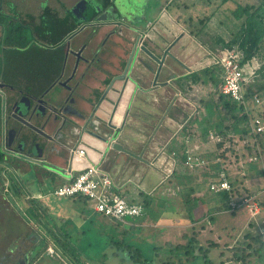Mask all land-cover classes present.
<instances>
[{
    "label": "crops",
    "instance_id": "crops-1",
    "mask_svg": "<svg viewBox=\"0 0 264 264\" xmlns=\"http://www.w3.org/2000/svg\"><path fill=\"white\" fill-rule=\"evenodd\" d=\"M5 1L8 10L2 9L4 12L22 22L36 25L45 4L58 17L65 18L80 0H35V7L31 3L24 5L25 0ZM262 1L142 0L132 17H126L128 11L125 10L133 6L132 0H110L106 6L102 0H96L93 8L97 13L91 18H87L90 11L85 9L86 5L80 8L77 14L80 22L73 33L57 38L48 47L63 49L56 54L57 71L62 66L65 42H69L70 49L80 50L86 58L88 68L83 76L78 75L77 86L70 94L74 97L73 106L85 111H88L92 88L104 87L112 75L122 71L137 33L141 32L140 43L158 56L175 40L170 47L172 56L165 57L156 78V62L140 51L131 68L130 79L120 81L122 88L125 86L112 120L118 128L115 138L135 155L110 147L98 153L86 146V154L77 160L78 168L95 160L111 178L113 191L128 201L143 204V215L164 216L175 201L178 208V201L184 200L186 189L196 188L202 184V180L207 185L202 174H191L183 164L185 137H190L188 147L201 151L207 157L203 143L212 141L209 135L217 131L223 113L215 106L216 95L212 93L215 88L211 82L190 84L182 80L180 83L184 90L178 86V79L213 65L209 63L210 50L207 45L191 34L182 20L211 12H230V9L239 5L256 7ZM197 2L203 12L207 5L213 9L201 16L188 14ZM21 5L26 8L20 9ZM213 24L210 23L204 37L216 31L217 26ZM74 61V55L68 54L65 71L71 70ZM253 63L255 68L251 69ZM79 64L80 68L85 67L83 58ZM257 67L256 61L244 65L246 72L254 71ZM57 91L60 99H64L68 93L62 86H58ZM209 103L214 107L209 109ZM214 110H217L218 116ZM47 131H54L53 124L48 126ZM172 157L175 159L173 173L165 178L159 165H169ZM155 158L158 164L151 165L150 160ZM1 166H4L9 176L0 170V264H47L46 255L85 254L82 248L93 244L91 231L95 227L94 223L96 227L104 223L108 228L110 223L116 222L94 212L91 203L84 197H63L52 193L56 186L70 181L79 169H74L70 177L65 171L64 175H55L49 181L44 170L36 167L34 170L29 169L25 161L15 160L12 164L1 163ZM49 195H53L54 199L48 198ZM192 196L196 198L198 193ZM207 201L215 206L211 199ZM161 207H164L163 210ZM176 208L169 209L174 218L158 219L153 223L167 226L171 222L173 227L178 226L173 221H179L180 218ZM128 226L135 230L136 227L141 228L140 223L132 221H128ZM96 227L94 231H97ZM71 231L78 234L75 243L63 240L71 236ZM80 237L85 239L80 240ZM48 247L52 248V253L47 251ZM75 264H86L85 258L84 263L77 258Z\"/></svg>",
    "mask_w": 264,
    "mask_h": 264
},
{
    "label": "trees",
    "instance_id": "trees-1",
    "mask_svg": "<svg viewBox=\"0 0 264 264\" xmlns=\"http://www.w3.org/2000/svg\"><path fill=\"white\" fill-rule=\"evenodd\" d=\"M95 1L80 0L72 10L68 11L65 18L58 17L52 8L45 4L39 15L38 24L34 26V31L29 26H24L21 20L4 12L0 8V45L9 47L8 53L19 54L23 48H26L34 40L36 35H46L56 39L67 34H72L74 28L80 22L77 19L80 8L83 9L86 5L87 8L85 9L90 11V15L87 18L96 15L97 12L93 8ZM102 3L106 6L110 3V0H102ZM262 6H264V1L256 7L253 5L236 6L230 9V12L219 14L220 18L216 22L213 20L214 12L204 14L197 18L189 16L187 19L182 20L187 25L191 34L197 36L206 44L210 52L217 53L225 48L234 49L237 52L236 57L240 66L250 64L252 61L258 63V67L255 69L252 77L243 85L246 104L233 101L228 95L222 94L217 89L218 83L222 80V71L218 65L205 66L200 71L191 72L187 76L177 80L178 86L182 90H184L180 83L182 80L189 81L190 84L206 81L211 82L215 88L213 91L216 95L215 106L217 109H221L223 113L222 117H220L221 122L216 127L217 131L213 135L214 138H211L215 143V150L211 155L208 154L207 157L198 153L207 162L194 169L197 173H200V176L201 174L204 176V181L207 182L209 191L210 181L217 180L219 178L218 170L223 169L229 188L216 192L211 191L212 195L207 198L214 202L216 212L220 210L235 211L239 206H233L232 202L237 204L241 202L244 196H252L253 191L248 190L243 183L247 176L246 164L248 162L242 163L240 160L254 155L263 157L264 160V131L253 132L250 128V122L254 117L257 116L264 119V109L260 111L253 108V106L259 105L255 103L254 96H259L264 100V8ZM177 18L180 19V16ZM211 22H214L213 25L217 26V29L212 35L208 34L204 37L208 33L207 29ZM26 29L30 35L26 33ZM60 50L63 51L62 47H58L51 52L54 53V58H50V64L52 61L55 62L56 54ZM250 102L252 103L251 107L247 106V103L250 104ZM240 140L244 141V151H240L237 147L236 141ZM3 155L4 153L0 145V161L3 159ZM256 162L264 179V167L260 160ZM233 167L238 169V172L235 174L230 172ZM204 170L205 172L202 173ZM208 172L210 173L207 174ZM186 190L185 192L189 193L195 192L193 187ZM242 190L244 194L241 193ZM190 198L184 197L183 199L190 200ZM258 198V195L254 196V200L264 208V198ZM194 199L199 201L198 197ZM209 203L211 204L210 201ZM143 212L141 215H143ZM204 215L208 216L209 214L205 212ZM208 217L211 220L212 216L209 215ZM190 221L193 223L196 220L190 218ZM262 226L264 228V221ZM130 229H134V227H130ZM182 236L187 239L185 242L174 243L165 241L163 245L153 246V258L145 257L141 249L135 246L133 242L129 243L123 239L115 240L111 238L109 240V255L112 258L120 257L121 259L120 254L123 252L126 256L125 262H123H127L128 264H175V261L178 264H182L184 261L193 262L198 257H201L206 264H215L209 256V251L210 248L219 246L217 242L210 240L205 245L200 244L196 233L192 235L183 233ZM224 245L232 253L230 260L247 263L248 258L253 256L260 260L264 257V232H245L243 234V240H239V242L233 245H228L227 243ZM217 264L223 263L219 261Z\"/></svg>",
    "mask_w": 264,
    "mask_h": 264
},
{
    "label": "rangeland",
    "instance_id": "rangeland-1",
    "mask_svg": "<svg viewBox=\"0 0 264 264\" xmlns=\"http://www.w3.org/2000/svg\"><path fill=\"white\" fill-rule=\"evenodd\" d=\"M21 1V0H16ZM121 1V0H120ZM142 0H133L134 4L141 3ZM178 1V0H175ZM197 1V0H196ZM213 2L214 0H210ZM217 1V0H215ZM24 5L32 4L34 7L36 6L35 0L33 2H28L27 0L24 1ZM6 1L2 0L0 1V8L3 10H8L6 8ZM24 5L20 6V9L26 8ZM208 7H205V11L203 12L202 6H198V2L195 5V7L191 8L190 11H188V14H196L198 16H201L202 14L209 13L213 8H211L209 5ZM126 7V6H124ZM134 9V8H133ZM133 9H131L133 11ZM125 10L130 11L128 8H125ZM207 10V11H206ZM134 12V11H133ZM220 16L218 13L214 14L213 19L215 21L219 19ZM26 33L30 35L29 31L26 29ZM49 42H54V38L49 36ZM50 44V43H48ZM48 45H42V43L38 42L37 40H33L28 44V46L25 49H22L21 56L22 59L25 61V67L21 68V72L23 75H27L28 77L37 75L42 70L49 71L48 74H53L54 71H52V67L50 66V58H49V52H47ZM12 58L14 57V54H11ZM202 57H204L202 55ZM206 57V56H205ZM257 63V62H256ZM258 65V63H257ZM255 68V64L253 63L252 68ZM50 69V70H49ZM212 85V84H211ZM58 86H55L52 92L57 90ZM213 89V88H212ZM214 91V90H213ZM214 93V92H212ZM259 97V96H258ZM259 105L253 106V108H256L258 110L264 109V100L260 98ZM249 107L252 106V103H247ZM214 107L212 103H209V109L211 107ZM216 109V108H215ZM217 112V110H214ZM218 116V112L216 114ZM29 132V131H28ZM237 135V134H235ZM236 137V136H235ZM237 138V137H236ZM237 147L240 149V151H244L245 148L243 147L244 141H236ZM204 144L205 147V154L211 155L213 151L215 150V143L212 141H206ZM200 153L201 151H197ZM247 153V151H245ZM249 157L242 158L240 161L242 163L248 162L246 164V172L247 176L244 180V184L252 192V195H258V199L264 198V179L261 173V170L258 169V164L256 161L260 160L262 163V166L264 167V160L263 157H258L255 160L249 161ZM3 168V169H2ZM5 168L4 166L0 167V170L3 171ZM238 169L231 168V173H237ZM191 174H194L196 170H189ZM4 172L7 174L6 170ZM8 175V174H7ZM9 176V175H8ZM190 177L193 179V176L190 175ZM200 181V180H199ZM195 183V182H194ZM189 186V185H188ZM195 192L198 193L199 201L192 198L191 193L185 192L184 197L190 198V200H183L178 201V208H176V201L175 203H172L168 207V210L166 211V214L164 216H161L162 214H156V215H142L140 217L135 218H127L125 222L118 221V222H112L109 224V227L106 228L105 224H98L96 227V223H94V226L97 228V231H94L92 229L91 238H92V245L87 248H82L86 251L85 254H70V255H57L56 253L51 255H46L45 258L47 260V264H75L76 259H80L84 263V258L86 261V264H128L127 262L124 263L126 256L123 252H121L120 256L122 257H110V246L107 243L108 236L109 240L111 238L115 240H124L125 242H133L135 246L141 249L142 253L147 258H153L154 257V248L153 246H159L163 245L165 241H171L174 243L177 242H185L187 239L182 236L183 233H186L188 235H192L194 233L197 234V238L200 242V244H207L208 241L212 240L219 244L218 247L210 248L209 256L213 260L215 264L217 262L221 261L223 264H264V257L258 260L257 258L250 257L247 260V263L243 262H235L234 260H230L232 257V253L228 251L226 247H224L225 243L228 245H233L234 243L239 242V240H243V234L245 232H264V228L262 226L264 221V208L260 209L259 213L254 217L249 213V210L245 206H239L235 211H228V210H220L216 212L215 206L208 203L207 198L212 195L211 191L208 190L207 185H200L196 186ZM197 189V190H196ZM187 191V190H186ZM244 194V191L241 192ZM48 198L54 199V196L49 195ZM175 198V197H174ZM164 207H161V209ZM178 210L179 211V217L178 220H173L176 225L173 227L172 223L169 222V225L164 226L161 224L153 223L154 220L158 219H170L171 217L174 218L171 215V210ZM160 209V210H161ZM163 210V209H162ZM208 213L212 216L211 220L209 219V215L205 216L204 213ZM190 218H194L196 221L191 222ZM128 221H132L135 223H140V227H136L135 229H130L128 226ZM150 225V227H148ZM143 229V230H142ZM125 230H127L125 232ZM99 234H96L98 233ZM70 237H64L63 240L69 242V243H75L76 237L78 236L77 233L71 231ZM95 236V237H94ZM66 238V239H65ZM84 237H80V240H83ZM85 239V238H84ZM222 253V254H221ZM56 258V259H55ZM75 258V261H73ZM45 260V261H46ZM124 261V262H123ZM175 264H178L177 261H175ZM182 264H206L204 260L201 257H198L195 261H184ZM208 264V263H207Z\"/></svg>",
    "mask_w": 264,
    "mask_h": 264
},
{
    "label": "water",
    "instance_id": "water-1",
    "mask_svg": "<svg viewBox=\"0 0 264 264\" xmlns=\"http://www.w3.org/2000/svg\"><path fill=\"white\" fill-rule=\"evenodd\" d=\"M132 4L133 6L128 8L130 11L126 13V17H132L140 3L134 4L132 0ZM141 38V32L137 33L122 71L112 75L104 87L92 88V95L89 98L90 100L88 99L91 104L90 111L74 107V97L72 96L67 101L66 97L65 99H60L61 96L57 90L49 92L48 98L44 99L46 105H43L44 110L41 112H39V105L31 106L23 102H16L14 105L16 109L13 112L19 116L21 124L29 132H19V130L11 129L13 134L17 135L15 137L18 140V145L14 150L6 149L2 146L1 149L4 155L0 164H12L15 160L25 161L29 169L34 170V167H36L44 170L48 180L51 181L55 175H64L65 171L68 172L67 177H70L74 169H81L88 164L86 162L78 168L77 160L83 156H78L75 153L76 149L82 148L86 154V146L91 147L98 153L106 151L110 147L135 155L115 138L118 135V128H116L112 120L118 109L117 105L122 93L121 90L125 86L122 88L120 81L123 82L130 79L131 68L140 51L146 53L156 62V78L165 61V57L172 56L170 47L175 40L168 44L163 49L162 54L158 56L140 43ZM66 46L60 76L64 72L66 55L69 52V42H67ZM72 52L77 57L71 75V77L75 78L80 75L79 58L81 57V51L72 50ZM82 58L86 62L84 57ZM87 68V64L82 68L83 74ZM71 77L58 81L59 85L64 87L69 95L77 86V82L74 85L69 83ZM1 111L3 115L4 108ZM51 121L62 122V131L59 135H53L47 131L48 126L52 124ZM94 161L91 162L95 163Z\"/></svg>",
    "mask_w": 264,
    "mask_h": 264
},
{
    "label": "built area",
    "instance_id": "built-area-1",
    "mask_svg": "<svg viewBox=\"0 0 264 264\" xmlns=\"http://www.w3.org/2000/svg\"><path fill=\"white\" fill-rule=\"evenodd\" d=\"M237 52L234 49L225 48L220 52H210L209 63L218 65L221 68L222 80L218 85L219 91L228 95L233 101L245 102L244 96V83L250 78L253 71L246 72L244 66H240L237 61ZM256 104L259 103L260 99L254 96ZM250 128L253 132L264 131V119L254 117L250 122ZM210 138H214L212 134ZM190 142V137H185L186 147L184 149V160L183 164L188 170H194L195 168L204 165L207 161L202 158L197 151L188 147L187 144ZM75 153L78 156H84V149H76ZM174 155V152H172ZM173 158V157H172ZM257 156H250L249 161L257 159ZM155 160V161H154ZM169 162V165L160 163L161 170L165 178L169 177L173 173V164ZM151 165H156L157 158L150 160ZM218 179L211 180L209 183L210 191L216 192L221 189H228L229 184L225 179V173L223 169L218 170ZM6 178V177H5ZM220 179V180H219ZM111 178L105 173L98 164L88 162L83 168L79 169L77 173L71 178L70 181L65 182L56 186L52 193L56 196H81L87 199L92 206L94 212L104 215L113 221L125 222L129 217L139 216L143 212V205L139 202H133L126 200L123 196L111 189ZM233 206H245L249 210L252 216H256L261 206L254 196H244L240 203H233ZM47 251L52 253V248L48 247Z\"/></svg>",
    "mask_w": 264,
    "mask_h": 264
},
{
    "label": "flooded vegetation",
    "instance_id": "flooded-vegetation-1",
    "mask_svg": "<svg viewBox=\"0 0 264 264\" xmlns=\"http://www.w3.org/2000/svg\"><path fill=\"white\" fill-rule=\"evenodd\" d=\"M23 25L29 26V28L34 31L35 25L29 22H23ZM34 39L37 40L39 43L41 42L42 45H50L48 43H51L49 42L50 40L49 36L46 35H41V36L36 35ZM56 39L54 38V41ZM66 44L67 42H65V50L67 47ZM48 49H49L48 52L50 54L49 58L51 59L54 58V53L51 52L55 50V48L49 47ZM8 50L9 47H3L2 45H0V145L1 148L3 146L6 149L14 150L15 147L18 145V140L16 138L17 135L16 134L14 135L11 129H15L16 131L19 130V132L28 131V129L21 124L19 120V116L13 112L16 109V106L14 107L15 103L23 102L24 104L31 106L39 105V112L43 111L44 110L43 105L44 106L46 105L44 99L48 98L49 92H52L55 86H60L58 81L59 80L63 81L71 77L77 57L76 54L72 52V49H70L69 47V52L67 53V55L71 53L75 57V61L71 67V70L65 71L64 68V72L62 76H60L61 68L57 71V67L54 64L55 62L52 61L54 62V63L51 62L50 64V66L53 69L52 71H54L52 75L48 74L49 71L42 70V72L40 71L39 74L37 73V75L28 77L27 75H23V73L20 70L21 68L25 67V61L22 59L23 57L21 56V53L14 54L15 58H12L11 54L13 53H8L7 52ZM82 57L83 56L81 54V57L79 58V62L80 60H82ZM85 64L87 63L85 62ZM82 74H83V69L80 68V75L82 76ZM76 80L77 77L75 78L71 77L69 83L71 85H74L76 83ZM71 96L72 95H69L67 93L66 101ZM2 108H4L3 115L1 111ZM90 108H91V104L89 103L88 111H90ZM51 123L53 124L54 127V131L52 132V134L59 135L61 133L60 130H61L62 122L51 121ZM9 130L10 132H8Z\"/></svg>",
    "mask_w": 264,
    "mask_h": 264
},
{
    "label": "bare ground",
    "instance_id": "bare-ground-1",
    "mask_svg": "<svg viewBox=\"0 0 264 264\" xmlns=\"http://www.w3.org/2000/svg\"><path fill=\"white\" fill-rule=\"evenodd\" d=\"M220 69H221V68H220ZM254 71H255V70H254ZM254 71H253V73H254ZM222 73H223V72H221V74H222ZM253 73H252V74H253Z\"/></svg>",
    "mask_w": 264,
    "mask_h": 264
}]
</instances>
